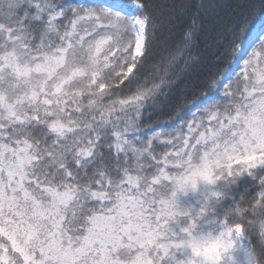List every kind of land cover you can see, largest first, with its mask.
I'll use <instances>...</instances> for the list:
<instances>
[{"label":"snow or ice","instance_id":"1","mask_svg":"<svg viewBox=\"0 0 264 264\" xmlns=\"http://www.w3.org/2000/svg\"><path fill=\"white\" fill-rule=\"evenodd\" d=\"M0 264H264V0H0Z\"/></svg>","mask_w":264,"mask_h":264},{"label":"trees","instance_id":"2","mask_svg":"<svg viewBox=\"0 0 264 264\" xmlns=\"http://www.w3.org/2000/svg\"><path fill=\"white\" fill-rule=\"evenodd\" d=\"M257 4H259L260 0H255ZM261 16L258 14L254 18V23L258 24L261 21ZM156 53L157 55L155 56L154 62L157 64V68L155 69L156 72L163 74V71L166 67V60L168 56V51H167V44L165 43V38L161 37L157 41V47H156ZM195 75L192 77L186 78L178 87L177 92L179 93L181 90H187L189 86L194 82ZM189 101L191 100V95L189 94L188 97Z\"/></svg>","mask_w":264,"mask_h":264},{"label":"rangeland","instance_id":"3","mask_svg":"<svg viewBox=\"0 0 264 264\" xmlns=\"http://www.w3.org/2000/svg\"><path fill=\"white\" fill-rule=\"evenodd\" d=\"M260 23V22H259ZM259 23L258 24H256V25H259Z\"/></svg>","mask_w":264,"mask_h":264}]
</instances>
